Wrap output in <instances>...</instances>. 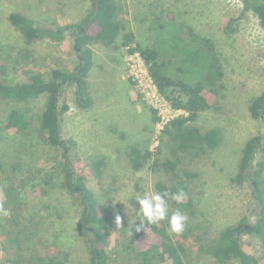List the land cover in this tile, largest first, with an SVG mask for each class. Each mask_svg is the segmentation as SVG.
Wrapping results in <instances>:
<instances>
[{"label":"rangeland","instance_id":"1","mask_svg":"<svg viewBox=\"0 0 264 264\" xmlns=\"http://www.w3.org/2000/svg\"><path fill=\"white\" fill-rule=\"evenodd\" d=\"M115 1L121 8L125 32L132 34L129 47L154 46L160 35L167 38L189 29L213 42L224 88L194 124L202 131L218 129V145L173 151L158 122L152 124L151 109L163 120L175 112L168 101L146 98L137 88L130 73L140 66L122 44V35L111 45L90 42L92 64L87 82L91 105L76 103L74 83L63 85L58 93V109L63 102L68 105L58 115L60 137L67 141L62 147H52L38 136L45 96L27 104L32 119L27 135L2 128L7 112L17 105L0 98V181H10L11 164L17 161L21 164V173L14 177L17 186L21 177L30 179L20 188L17 218L9 211L0 219V245L5 246L0 250L1 260L17 253L23 258L56 256L64 264H89L91 236L78 228L82 204L79 193L70 192L64 184L62 152L76 173L86 175V185L99 206L111 212L112 220L116 215L121 217L122 228L138 208V197L156 191L157 181L171 182L169 173L151 168V160L137 171L129 167L127 151L136 145L153 152L152 158L177 159L179 168L195 173L190 184L193 214L183 213L187 217L184 230L173 234L175 242L183 243L185 264H240L237 259L217 261L207 247L224 228L253 224L257 219L253 182L249 178L238 182L236 174L246 140L257 136L259 145L264 142V109L259 118L249 109L252 99L264 91V32L258 19L243 10L241 0ZM91 8V0H0V63L7 67L10 82L26 80L31 71L48 78L53 68L73 71L80 66L73 32L61 41H29L9 21L11 12L25 14L36 26L53 27L78 23ZM99 159L104 163L97 174L92 166ZM259 160L264 161V153L258 148L255 167ZM175 210L168 200L169 213ZM237 235L241 248L264 264L260 239L244 231ZM127 240V230L123 229L110 236L107 250L113 264L132 263Z\"/></svg>","mask_w":264,"mask_h":264},{"label":"trees","instance_id":"2","mask_svg":"<svg viewBox=\"0 0 264 264\" xmlns=\"http://www.w3.org/2000/svg\"><path fill=\"white\" fill-rule=\"evenodd\" d=\"M91 1L92 8L87 15L80 22L73 24L39 27L23 13L11 12L8 15L11 24L29 41L43 38L61 41L73 32L75 40L77 39V42H74V49L80 66L75 67L73 71L53 68L48 78L39 71H31L26 80L12 83L7 77V67L0 63V98L17 105L7 112L2 128L11 129L23 135L29 134L32 119L28 114L27 104L43 95L45 102L38 117V136L52 147H62L67 141L60 137L58 115L67 110L68 105L63 102L58 109L59 90L69 82L74 83L76 103L89 107L92 97L88 89L87 76L92 64V54L88 45L90 42L111 45L119 35H122V44L128 46L129 53L137 52L140 55L158 93L170 103L173 109L183 111L167 121L160 131L161 135L167 136L168 141L173 144L172 150L187 152L215 148L219 142V130L211 128L202 131L194 124L199 114L209 109L219 99L224 88L221 81L222 68L213 42L189 29L187 33L181 30L176 31L167 38L160 35L154 46L135 44L129 47L132 34L125 32V24L120 16L121 8L118 3L115 0ZM241 2L244 11H251L257 17L259 26L264 32V0H241ZM249 109L254 118L261 116L260 110L264 109V91L252 99ZM151 117L153 125L160 119L153 109H151ZM259 140L257 136L246 140L241 150L236 174L238 182L247 178L253 182V196L258 202L257 219L253 224L238 223L233 227H226L220 231L217 238L210 242L207 250L222 263L237 259L240 264H259L254 255L241 248L238 232L244 231L257 236L264 250V179L262 177L264 161L259 160L256 162V167L254 165L258 148L264 153V142L259 145ZM158 151L159 149L156 153ZM152 155L153 152L148 149L142 150L132 145L127 151V163L131 169L137 171L151 160V168L169 173L171 182L157 181L155 190L161 193L165 191L174 193L182 189L185 195L179 203L168 200L182 213L193 214L190 184L195 173L179 168L177 159L160 160L158 157L152 158ZM62 157L64 184L70 192L79 193L82 204L78 228L91 236L89 264L114 263L107 246L110 236L116 229L127 230V247L133 254L130 259L132 263L129 261L124 264H185L183 243L174 241L173 234L169 233L168 224L165 221L155 225L146 224L144 230L137 232L135 226L140 223L137 208L128 217L129 222L127 221L121 228L120 225L115 224V220H112L111 212L104 211L99 206L93 192L86 185V175L73 170L64 151ZM103 163V159H99L93 164L92 167L97 174ZM11 167L10 181H0V204L11 212L12 218H17L20 188L26 181L30 182V179L21 177L17 186L14 177L16 173L17 175L21 173V164L17 161L11 164ZM0 171H3L1 163ZM43 182L47 183L48 180L44 179ZM2 216L0 215V219ZM4 221L8 222L9 219ZM2 224L0 222L1 228ZM3 246L0 245V250L5 249ZM0 264H64V261L56 256L23 258L17 253H9L3 260L0 255Z\"/></svg>","mask_w":264,"mask_h":264},{"label":"clouds","instance_id":"3","mask_svg":"<svg viewBox=\"0 0 264 264\" xmlns=\"http://www.w3.org/2000/svg\"><path fill=\"white\" fill-rule=\"evenodd\" d=\"M184 195L183 190L179 189L174 193L168 191L163 193L151 191L138 197L136 204L138 205L137 215L140 223L135 226V231L140 232L144 230L146 224L155 225L167 220L169 233L180 234L184 230L187 217L180 209H176L170 214L168 211V199L179 203ZM8 214L9 210L3 204H0V215L7 216ZM115 224L121 226V217L119 215L115 217ZM132 226L133 222L131 224ZM129 233L131 234V231Z\"/></svg>","mask_w":264,"mask_h":264},{"label":"built area","instance_id":"4","mask_svg":"<svg viewBox=\"0 0 264 264\" xmlns=\"http://www.w3.org/2000/svg\"><path fill=\"white\" fill-rule=\"evenodd\" d=\"M130 56H131L132 60H133V57H136L137 61H138V65L143 68V70L140 67H139V70L133 69V70H131V73H130L131 76L133 77V80L135 81V83H137V88L140 90V92L143 94L145 93L146 98L150 97L151 99L157 100L158 97H160L165 101V99L158 93L156 86L152 82V79L149 76L147 69H146V66H145L143 60L141 59L140 55L137 52H135V53H132V55H130ZM139 71H140V73H139ZM142 71H144V75H142ZM142 86H143V88H142ZM144 89H147V91H145ZM151 99H149V100L151 101ZM168 104L171 107L170 103H168ZM154 108L156 109V107H154ZM171 111L175 112L171 118H173V117H175L178 114L183 112L180 109H173V108L171 109ZM159 117H160V119H159L157 125L162 129L163 125L167 121H169L171 118L163 120L161 115H159Z\"/></svg>","mask_w":264,"mask_h":264},{"label":"water","instance_id":"5","mask_svg":"<svg viewBox=\"0 0 264 264\" xmlns=\"http://www.w3.org/2000/svg\"><path fill=\"white\" fill-rule=\"evenodd\" d=\"M98 3H99V1H98ZM75 42H77V39L75 40Z\"/></svg>","mask_w":264,"mask_h":264}]
</instances>
